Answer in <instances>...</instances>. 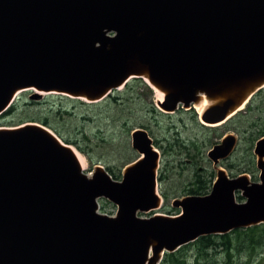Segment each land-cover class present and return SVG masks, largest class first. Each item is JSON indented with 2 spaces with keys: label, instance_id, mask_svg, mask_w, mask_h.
Segmentation results:
<instances>
[{
  "label": "water",
  "instance_id": "water-1",
  "mask_svg": "<svg viewBox=\"0 0 264 264\" xmlns=\"http://www.w3.org/2000/svg\"><path fill=\"white\" fill-rule=\"evenodd\" d=\"M133 79L163 94L164 114L205 100L199 123L225 124L264 89V0H0V117L25 91L96 104ZM236 144L228 133L207 152L210 192L173 199L169 216L155 214L161 155L145 130L130 133L137 158L115 181L100 165L85 173L42 125L1 128L0 264H159L201 237L264 224V137L259 182L217 168Z\"/></svg>",
  "mask_w": 264,
  "mask_h": 264
},
{
  "label": "rangeland",
  "instance_id": "rangeland-1",
  "mask_svg": "<svg viewBox=\"0 0 264 264\" xmlns=\"http://www.w3.org/2000/svg\"><path fill=\"white\" fill-rule=\"evenodd\" d=\"M143 83L145 85L143 84L136 89V94L139 97V100L142 102L145 101V103H153L154 107L159 111L156 105L157 94L155 93V91H153V89L149 88L145 82ZM123 89L115 92H122ZM115 92H113L111 95H115ZM32 95V91H25L17 95L12 104L13 111L11 112V114L6 116L2 115L0 117V129L14 128L21 126L25 123L39 124L38 122H36L38 118L42 119L43 117L45 118L50 117L52 114L54 115L56 112L55 110L60 106L58 100H56V98L51 97L52 95L42 94L39 100H31L30 97ZM133 95L135 96V93ZM139 100H132L130 103L122 106V112L120 111V113H123V115L128 116L125 122L136 121V124L144 123L149 125L148 127L151 130L152 134L147 131L146 132L152 139L153 145L155 141H158L157 144L164 148L163 153V151H161L158 147H155L154 145L155 149H157V151L161 155L158 177L160 175H166V177H168V180H166L165 183L161 186V189L168 192L169 198L167 199V201L162 198L163 202L161 209L156 211L155 214L175 216L180 212V210H175L171 208L172 200L175 198L179 199L184 196H187L185 195L186 193H182V187H185L183 186V184L192 180L194 172L190 169L188 171L181 170V167L183 165L180 163L185 162L188 164L189 160L186 159L185 156L175 155L176 152L179 153L177 150V146L171 147L172 150L176 149L175 152L172 153V151L168 149L169 144L172 145L171 143H169V141H172L176 138L181 141L189 142H193V140H198V145L200 144L201 151L200 155L203 156L207 162V164L201 162V165L207 166V168L211 172H213L215 180L216 170L213 163L207 159V152L214 145L218 144L221 139H216L214 133L208 131V129L212 128L203 126L199 123L198 115L193 109L184 110L181 109V106H179L178 110H176L173 114H167V116L151 118L146 114V110L144 109L142 103ZM193 116H195V121L193 120ZM94 119L95 120L92 126H88L91 125L89 123L83 125L77 124V128H79L78 131H81L82 133L77 136L76 142L80 149L82 148L88 153H81L77 146H69L75 152L76 156H80L83 159L85 163V173H92L94 167L96 165H100L104 168L109 167L114 170L116 174H120V176H122L123 167H121V165L122 158L125 156V153L123 156H120L122 154V151L121 149H119V145L124 140V133L120 131V128H114L113 124H110V122H104L103 115H99ZM96 125L97 127L94 128V126ZM90 127H93V129H91ZM234 135L237 137V144L235 146V149L233 150L232 154L230 155L227 161H223L217 165V168L221 167L226 171L229 178H235L238 174L237 171L243 168L248 160V152L245 150L246 148L241 144L239 137L236 134ZM126 139L130 147V133L127 134ZM59 140L63 142L61 139ZM102 140H104L107 144L108 142H112V146L115 147L109 146L110 144L108 146H103V144H101ZM208 141L210 142V146L204 148L205 144L209 143ZM253 148L254 145L250 153L253 155L254 159V170L252 173L247 175L249 176L251 182H259V171L256 169V156L253 154ZM135 158H137V155ZM225 162L231 163L236 167L232 173H229L228 170L223 167V163ZM235 196L236 201L238 203H242L245 201V199L240 196L239 192H236ZM97 202L99 205V213L106 214L108 216L115 215L117 208L111 202L105 199H99ZM139 216H141L142 218L149 217V215L143 214ZM262 225L264 224L258 226ZM231 237L233 238L232 234ZM191 254L192 252L190 250L189 255L191 256ZM230 255L231 256L229 257V261L231 264H264V247L256 249L254 253H248V250L242 247L241 250L238 251L232 250ZM225 256V254H220L218 260L219 264H222L223 262L227 261ZM186 264H193V259L191 258L190 261H188Z\"/></svg>",
  "mask_w": 264,
  "mask_h": 264
},
{
  "label": "trees",
  "instance_id": "trees-1",
  "mask_svg": "<svg viewBox=\"0 0 264 264\" xmlns=\"http://www.w3.org/2000/svg\"><path fill=\"white\" fill-rule=\"evenodd\" d=\"M143 84L144 83L141 79H133L126 84L122 92H115V95H109L106 99L96 104H87L79 100L52 95L51 97L56 98L60 106L55 110L56 112L54 115L52 114L50 117H43L42 119L38 118L36 122L50 129L65 144L77 146L81 153L85 154L88 152L84 151L82 148L80 149L76 142L77 136L82 133L81 131H78L79 128H77V124L83 125L89 123L91 125L88 126H92L95 120L94 118L103 115L104 122H110V124H113L114 128H120V131L124 133V140L119 145V149L122 151L120 156H123L125 153V156L122 158L123 166L121 165V167L124 168L127 164L136 160L134 151L130 149L129 144L126 141L127 134L131 133L135 128H141L151 133V130L148 127L149 125L144 123H137L139 124L137 125L136 121L125 122L128 116L120 113V111L122 112V106L130 103L132 100H139V97L136 94V89ZM134 93L135 96L133 95ZM140 102L146 110V114L151 118L167 116V114L164 115L160 113L154 107L153 103H145V101ZM12 111L13 106L3 115H9ZM193 120L195 121V116H193ZM95 127H97V125L94 126V128ZM90 128L93 129V127ZM208 131L214 133L216 139H221L229 132L236 134L239 137L241 144L248 152V160L244 167L237 171V176L242 173H252L254 170V159L250 151L256 141L264 137V89L252 97L243 111L239 112L225 124L208 129ZM172 141H169L172 145L169 144L168 149L174 153L176 149L172 150L171 147L177 146L179 153L176 152L175 155L185 156L186 159L189 160L188 164L185 162L180 163L183 165L181 170L188 171L190 169L194 172L192 180L183 184L185 187H182V193H186L185 195L187 196H203L208 194L214 181V174L207 168V166L201 165V162L206 164L207 162L205 158L200 155L199 141H181L178 138ZM102 142L101 144H103V146H108L110 144L109 146L115 147L112 146V142H108V144L104 140H102ZM157 142L158 141H155L154 143L155 147H158L164 153V148L159 146ZM209 146L210 142L206 143L204 148ZM223 167H225L229 173H232L236 168L233 164L227 162L223 163ZM105 170L113 180L119 181L121 179L120 174H116L111 168L106 167ZM167 178L166 175H160L158 177L159 192L161 197L166 201L169 198V194L162 190L161 186L166 180H168ZM231 234L233 238L231 237ZM242 247L247 249L248 253H254L256 249L264 247V225L244 230H235L230 234L223 236L201 237L195 242L181 247L174 253L164 254L159 264H186L191 258L193 259V264H219V254L226 255L225 258L227 261L222 264H231L229 261L231 251L241 250ZM190 250L192 252L191 256L189 255Z\"/></svg>",
  "mask_w": 264,
  "mask_h": 264
},
{
  "label": "bare ground",
  "instance_id": "bare-ground-1",
  "mask_svg": "<svg viewBox=\"0 0 264 264\" xmlns=\"http://www.w3.org/2000/svg\"><path fill=\"white\" fill-rule=\"evenodd\" d=\"M153 91H155V93L157 94V104L161 103L162 102V99H163V94L160 93L159 91H157L156 89H153ZM206 106H207V103H206L205 100H202L198 104H195L194 105V110H195L196 114L198 116H200ZM76 157H77V160L79 162V165H80L81 169L84 171V169H85V163H84L83 159L80 156H76Z\"/></svg>",
  "mask_w": 264,
  "mask_h": 264
},
{
  "label": "flooded vegetation",
  "instance_id": "flooded-vegetation-1",
  "mask_svg": "<svg viewBox=\"0 0 264 264\" xmlns=\"http://www.w3.org/2000/svg\"><path fill=\"white\" fill-rule=\"evenodd\" d=\"M219 256H220V254H219Z\"/></svg>",
  "mask_w": 264,
  "mask_h": 264
}]
</instances>
